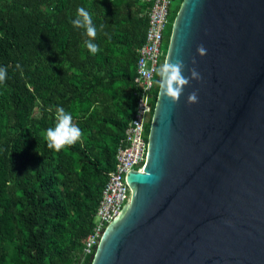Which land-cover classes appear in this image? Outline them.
Instances as JSON below:
<instances>
[{"label":"water","instance_id":"95a60500","mask_svg":"<svg viewBox=\"0 0 264 264\" xmlns=\"http://www.w3.org/2000/svg\"><path fill=\"white\" fill-rule=\"evenodd\" d=\"M172 28L165 60L190 82L177 103L159 89L92 264H264V0H183Z\"/></svg>","mask_w":264,"mask_h":264},{"label":"trees","instance_id":"16d2710c","mask_svg":"<svg viewBox=\"0 0 264 264\" xmlns=\"http://www.w3.org/2000/svg\"><path fill=\"white\" fill-rule=\"evenodd\" d=\"M182 2L169 9L166 53ZM79 7L97 29L95 55L71 23ZM148 20L141 0H0V264L80 262L133 117ZM57 107L82 132L59 152L45 140Z\"/></svg>","mask_w":264,"mask_h":264},{"label":"built area","instance_id":"2783aa9c","mask_svg":"<svg viewBox=\"0 0 264 264\" xmlns=\"http://www.w3.org/2000/svg\"><path fill=\"white\" fill-rule=\"evenodd\" d=\"M141 1L146 4L149 20L145 41L137 49L133 117L118 147L115 168L108 172V180L94 214V226L85 240L78 264H82L87 255L94 256L104 231L129 203L133 190L126 180L128 171H142L147 160L154 98L160 80L156 69L166 59L164 34L171 26L169 9L173 0Z\"/></svg>","mask_w":264,"mask_h":264},{"label":"clouds","instance_id":"9594fccd","mask_svg":"<svg viewBox=\"0 0 264 264\" xmlns=\"http://www.w3.org/2000/svg\"><path fill=\"white\" fill-rule=\"evenodd\" d=\"M74 27L82 28L85 30V34L91 39L84 42L85 47L95 55L99 51V46L92 43L97 35V29L93 25L91 14L84 8L79 7L77 9V16L71 21ZM198 53L203 56L207 54V50L201 45L197 49ZM195 63V59H193ZM17 67H20L18 64ZM184 62L177 59L175 62H165L156 69L159 80L160 94L167 96L174 103L179 102L183 89L189 84V78H186L182 69H184ZM7 69L0 67V83L6 81ZM191 79H201L200 74L193 68L191 69ZM188 103L198 102V96L196 92H192L188 95ZM51 111V109H49ZM57 124L54 128H48L45 132V140L47 147L51 150L59 152L66 145L75 144L82 136L81 129L72 123V116L70 113L65 112L63 107H57L56 109Z\"/></svg>","mask_w":264,"mask_h":264},{"label":"rangeland","instance_id":"374dc122","mask_svg":"<svg viewBox=\"0 0 264 264\" xmlns=\"http://www.w3.org/2000/svg\"><path fill=\"white\" fill-rule=\"evenodd\" d=\"M178 1H179V0H174V1H173L174 5H176ZM163 47H164V45H163ZM164 48H165V47H164Z\"/></svg>","mask_w":264,"mask_h":264}]
</instances>
